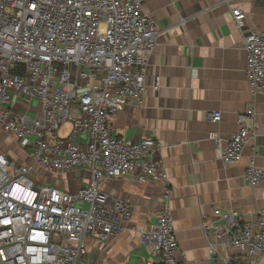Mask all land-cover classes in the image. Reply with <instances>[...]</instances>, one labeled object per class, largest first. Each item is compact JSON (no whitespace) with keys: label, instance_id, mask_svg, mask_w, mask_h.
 <instances>
[{"label":"built area","instance_id":"2783aa9c","mask_svg":"<svg viewBox=\"0 0 264 264\" xmlns=\"http://www.w3.org/2000/svg\"><path fill=\"white\" fill-rule=\"evenodd\" d=\"M232 15L243 30L246 13L236 7ZM158 34L143 0H0V130L31 160L15 162L0 145V264H86L88 239L107 242L133 219V205L104 189L107 180L129 175L163 187L157 222L138 229L143 244L157 264H190L179 255L161 143L115 136L111 122L121 110L144 106ZM244 45L252 93H264V30L246 31ZM160 85L157 76L155 89ZM15 94L38 99L40 116L14 112ZM256 114L254 106L242 113L227 143L213 136L224 165L242 159ZM66 123L71 130L62 137ZM252 152L244 180L254 187L264 167ZM75 169L86 171L88 182L77 191L61 188L60 173ZM203 231L212 253L219 255L217 245L230 250L219 255L222 264H264V207L250 219L217 207Z\"/></svg>","mask_w":264,"mask_h":264},{"label":"crops","instance_id":"0c3cea01","mask_svg":"<svg viewBox=\"0 0 264 264\" xmlns=\"http://www.w3.org/2000/svg\"><path fill=\"white\" fill-rule=\"evenodd\" d=\"M143 1L159 28L147 59L145 104L115 114L113 134L135 141L154 137L161 143L160 159L172 190L179 255L190 264H222L219 255L231 252L222 245L216 247L219 255L210 251L203 231L205 218L212 217L219 207L237 210L250 219L264 207V179L254 187L244 180L253 149L256 163L264 167V93H252L244 45L246 31L264 30V0ZM236 7L246 13L243 30L233 22ZM157 76L161 77L159 89L154 86ZM250 106L257 112L255 135L239 162L224 165L213 136L217 134L227 143L240 127L239 116ZM12 109L31 120L40 116L41 103L15 94ZM217 111L221 112L218 119L209 117ZM68 124L65 135L71 130ZM2 134L4 152L18 157L22 151L15 139ZM88 180L82 169L60 173V187L69 191H77ZM104 189L130 202L134 216L127 228L109 241L88 239L86 264L159 263V257L143 244L138 229L157 222L161 184L139 182L129 175L107 180Z\"/></svg>","mask_w":264,"mask_h":264},{"label":"rangeland","instance_id":"374dc122","mask_svg":"<svg viewBox=\"0 0 264 264\" xmlns=\"http://www.w3.org/2000/svg\"><path fill=\"white\" fill-rule=\"evenodd\" d=\"M69 127H70V125H69L68 123L65 124L64 127L61 129L60 136H62V137L65 136V132H64V131H66ZM2 133H3V132L0 130V141H2V140H1V139H2V136H1V135H3ZM4 142H5V141H4ZM4 145H5V146H10V145H8L7 142H5ZM4 145H3V146H4ZM19 149L22 151V152H20L21 154L18 155V157L13 156V157H11V158L14 159L15 162H23V163H26V164H30V163H31V160H30V158L27 156L26 149H23V148H20V147H19ZM34 172H38V171L34 170ZM33 174H34V173H33ZM49 178H50V177H49L48 175L45 176V179H44V180H42L40 176L37 177V179H38L39 181L49 180ZM59 182H60V181H59Z\"/></svg>","mask_w":264,"mask_h":264}]
</instances>
